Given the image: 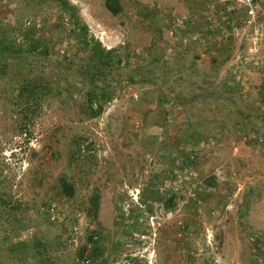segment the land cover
I'll list each match as a JSON object with an SVG mask.
<instances>
[{"label":"rangeland","instance_id":"1","mask_svg":"<svg viewBox=\"0 0 264 264\" xmlns=\"http://www.w3.org/2000/svg\"><path fill=\"white\" fill-rule=\"evenodd\" d=\"M67 1L121 59L112 98L90 116L60 0H0L6 37L48 50L0 63V264H264V0ZM33 76L50 94L23 116Z\"/></svg>","mask_w":264,"mask_h":264},{"label":"trees","instance_id":"2","mask_svg":"<svg viewBox=\"0 0 264 264\" xmlns=\"http://www.w3.org/2000/svg\"><path fill=\"white\" fill-rule=\"evenodd\" d=\"M59 3L61 9L68 14L71 20L73 27L71 30L74 33L76 32L77 40L83 45L82 47L87 53L88 61L85 64V71L88 70L89 73H91V77L88 78L87 84L89 86L84 93V102L90 116L97 117L103 112L105 103L111 100L113 92L105 82L99 81V79H106V72L113 69L115 64H120L121 59L118 57L117 53H115L116 50L105 49L98 39L88 35V26L79 18L75 5L70 4L67 0H60ZM104 5L112 15H116L122 10L119 0H104ZM42 40L43 39L36 36L35 27L32 25L20 26L16 31L14 39L7 38L0 25V63L4 62L7 64L8 60L11 59L13 62H10V64L14 63L16 66H23L25 65L24 60L28 58L29 55L35 57L47 56L48 50L45 45L43 46ZM49 94L50 88L43 83L41 79L34 76L25 77L17 87L16 94V100L18 101L19 107L22 109L23 116L33 115L36 111L35 108L37 103L39 104V102ZM60 187L67 197H72L74 185L69 180L62 178L60 180ZM99 198L100 196H98V194H94L89 200L87 214L93 220L97 218ZM0 202H4L10 208L14 209V207L9 205L8 200H6L4 196H0ZM91 233L96 234L95 231ZM7 237L9 238L10 236ZM87 239L92 240V236L88 235ZM40 246L41 244L38 241L31 242L26 249H33L31 250V254L34 253L35 255L36 248ZM16 248L18 247L11 249ZM15 252L16 251L12 254ZM22 259V253L19 252V256L16 260L22 261Z\"/></svg>","mask_w":264,"mask_h":264}]
</instances>
